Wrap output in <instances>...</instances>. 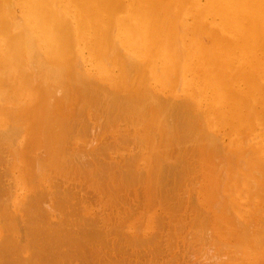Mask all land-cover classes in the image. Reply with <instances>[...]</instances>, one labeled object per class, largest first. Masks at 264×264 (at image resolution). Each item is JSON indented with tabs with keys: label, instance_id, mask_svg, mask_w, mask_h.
<instances>
[{
	"label": "bare ground",
	"instance_id": "6f19581e",
	"mask_svg": "<svg viewBox=\"0 0 264 264\" xmlns=\"http://www.w3.org/2000/svg\"><path fill=\"white\" fill-rule=\"evenodd\" d=\"M45 59L53 62L50 67ZM76 59L79 60L76 62L78 68L85 69V66L89 65L91 69L75 71ZM39 60L43 64L39 65L37 62ZM36 67L46 68L42 75L50 79L51 86H44L41 90L37 84L39 70H35ZM92 78L98 79L99 82L92 81ZM71 83L74 87L68 89L67 85L71 86ZM180 83L186 86L182 87ZM67 91L74 92L75 100H67L69 103L63 104L61 102L63 93ZM159 91H166L174 98L183 95L184 99L177 102L169 96L163 97ZM80 96L88 97L90 100L84 103L80 99L78 110L75 106L74 113V110L73 112L71 110L72 106ZM180 102L185 108L181 109L179 105L180 110H177L176 103ZM175 105L177 111L174 113ZM188 108H191V112L198 109L196 110L198 116L194 112L196 115L193 120L191 117L188 120ZM90 109L95 110L91 113ZM84 110L87 111L84 112L87 121L71 123L76 115L83 114ZM262 114H264V0H0V141L3 142L0 144L7 143L8 149L10 148L5 157L7 159L0 158V162L4 163V166H0V264H64L56 258L70 253L71 248L68 244L71 243L72 236L75 233L80 235L93 232L88 227H93L98 222L99 232L113 231L134 242H143L149 238L151 240L153 234L149 231L152 235L148 236L146 231L155 226L154 220L148 224L146 222V230L141 227V232L137 233L136 229L129 230L131 227L126 224L120 225L118 221L123 220L119 213L113 209L109 211L106 205L105 208L101 207L104 209H100L98 214L89 211L92 216H85L83 213L75 220L78 212L72 200L75 198L77 187H82L81 182L85 181L79 175H84V178L87 176V183L90 184L89 181L91 184L94 183L93 187L96 186L97 191L106 190L109 196L103 195V200L102 193H98L100 198L97 200L98 205L100 200L101 203L104 200L107 203L109 197L111 200H108L109 208H115L113 202L120 201L119 192L125 187L138 186L137 184L144 183V180L148 182L156 174L155 180L158 181H155L156 188L161 189L168 184L169 176H172L174 181L184 169L190 168L186 162L187 158L182 155L173 160L171 150L173 146L171 149H167V146L166 150L159 153L160 156H155L148 162L145 160L144 164L141 162L142 154L132 153L128 148V152L124 151L127 150L123 146L125 143L132 144L137 137H142L144 148L149 149L153 147L155 140L151 136L152 132L159 133L163 141V138L169 139L170 133L175 130L183 132L178 139L179 143H183L186 138L194 137L192 131L198 126L199 128L205 126L207 132L217 127L225 130L228 128L231 135L236 134L240 137L246 135V138L257 131L256 123L259 120L263 122ZM200 117H203V120ZM194 123H198V126ZM94 124L102 128V133L92 135L93 137L97 135L96 142L99 143H95L96 146L92 142L95 137H92L93 139L90 137V141L88 139L89 143L96 147L91 151L86 148L89 147V143L84 146L85 142L79 144L78 141L82 138L85 141L86 137L91 136ZM201 133L203 132H200V135ZM263 135L260 134L262 140L261 138L258 141L253 140L250 145L252 152L249 153L250 156L248 155L250 163L249 161L247 163L251 167L248 168L246 176L250 177L252 182H258L264 189ZM211 136L212 139L213 137L219 139L218 135ZM161 139L158 140L160 144ZM162 148L164 149L163 146ZM168 160L172 162H167ZM256 172H262V175ZM75 180L78 182L75 183ZM253 183L255 185V182ZM188 184L186 181L181 183L184 192L180 191L184 196L190 191L191 193L195 191L196 197L198 190L186 189ZM147 185L145 186L148 187ZM185 199L191 200H187L186 196ZM262 202L263 200L255 203L256 210L252 214L249 213L255 218L256 223L263 213ZM164 209L162 208V214L165 216L168 209ZM188 210L191 211V208ZM178 212L177 214L180 213ZM183 212L181 209V216ZM186 212L187 209L184 212L185 216ZM171 214H174L173 210ZM171 216L169 220L172 225ZM181 216L179 217L182 219H179L182 221L184 217ZM176 219L178 220V217ZM169 220L166 219L167 222ZM170 221L167 225H170ZM248 222L249 225L254 223L252 220ZM175 223L176 220L173 224ZM220 223H216L217 226ZM168 227L167 229L170 228ZM247 227L251 229L252 226ZM207 228L210 227L207 225ZM213 228H210L211 231ZM167 229L166 227L163 229L166 235L163 230L159 235L161 237L163 234L162 237H167L163 239L170 241ZM178 229L177 233L180 232ZM250 229L248 231H252ZM175 234H172L174 238L177 237ZM255 234L252 233L254 238ZM244 238L246 241V236ZM168 241L163 242L167 244ZM245 241L242 243H246ZM249 243L254 251L255 247H252L254 245L251 241ZM128 245H125V248ZM220 245L223 249L227 244ZM245 245L243 246L248 248ZM167 248L169 249L168 246ZM228 248L229 245L226 249ZM230 250L224 248L223 251L227 252L222 254L223 258H226L225 261L222 260L223 264L224 262L230 264L235 260V255L240 253L238 250H231V254L235 255L229 256ZM202 253L204 255L200 257L207 255L203 251ZM150 254L152 255L151 252ZM116 255L113 253L110 256ZM177 255L174 257L170 255L169 258L172 257L170 260L164 257L160 264L163 262L182 264L179 261L181 255L179 258ZM195 255L190 254V258ZM232 256L234 259L232 258L230 262ZM205 260L184 262L211 263ZM151 261L152 259L148 260ZM154 261L146 264H153ZM239 261L241 264L243 260Z\"/></svg>",
	"mask_w": 264,
	"mask_h": 264
},
{
	"label": "rangeland",
	"instance_id": "374dc122",
	"mask_svg": "<svg viewBox=\"0 0 264 264\" xmlns=\"http://www.w3.org/2000/svg\"><path fill=\"white\" fill-rule=\"evenodd\" d=\"M46 60V59H45ZM45 60H44V64H49L48 66L50 67V64H52L53 62H50L48 60H46V63H45ZM78 59L74 60L75 61V71H87L85 69H91V66L87 65L85 66V69L83 68H78L76 66V62H77ZM41 60L37 61L39 62V65L43 62L40 63ZM43 61V60H42ZM79 61V60H78ZM45 65H43L44 67ZM34 68L35 70L38 69L39 72H38V79H37V84L41 87V90L44 86H51V82H50V79H46L42 74L44 73V69L46 70V68ZM47 67V65L45 66ZM34 70V71H35ZM42 79H40V78ZM43 80V81H42ZM46 80V81H45ZM92 81H98V79L96 78H92L91 79ZM41 81V82H39ZM99 82V81H98ZM42 83V84H40ZM46 84V85H43V84ZM68 82H65V84H67ZM64 84V85H65ZM180 86L184 87L186 86V84L184 83H180ZM63 87V85H62ZM68 89H71L74 87V84L71 83V86L70 85H67ZM54 89V87H52ZM64 91H65V88L63 87ZM157 90H159V88H157ZM160 94L163 95V97H167L169 96L171 99L179 102L181 101L182 99H184L183 95H180V96H172L171 94H169L168 92L166 91H159ZM164 92V93H162ZM182 93H184L183 91H181ZM73 93L74 92H64L63 94V98L61 100V102H67L69 103L67 100H75L74 99V96H73ZM58 94H60L58 92ZM72 95V96H70ZM161 96V95H160ZM168 97V98H169ZM87 98V99H86ZM80 99H82L84 101V103L88 102L90 99L88 97H85L83 96V98L80 96V98H77V101L75 102V104L72 106V112L74 110V113H75V106H76V109L78 110V101H80ZM89 99V100H88ZM66 100V101H65ZM94 100V99H93ZM92 100V101H93ZM64 104V103H63ZM13 106L14 103H12ZM177 105V110H180V106H181V109L185 108L183 107L182 103H176ZM176 105H175V109H173L174 113L177 111L176 110ZM180 105V106H179ZM183 107V108H182ZM190 109V110H189ZM95 109H90L89 111L92 113ZM194 111L191 112V108H188V120L190 119L191 117V120H193L192 118L195 117V113H197V116H198V109H193ZM87 111L84 110L83 111V114H80V115H76V117L74 118V121H71V123L73 122H77V123H80L79 121L82 120L83 121H87V115H85L86 113H84ZM191 114H190V113ZM195 112V113H194ZM194 114V116H193ZM66 116H67V113H66ZM79 116V117H78ZM83 117V118H82ZM262 117H263V122L262 121H257L256 123V126L255 127V130L257 128V131L253 133V135L249 136L247 135V137L245 138L246 135L244 136H239V135H231L230 133V130L227 128L226 130L225 129H222V127H217V128H213L211 130H209L207 132V130L204 128L205 126L203 127H200L198 126V123H194V125H197L198 128L195 129L194 127V130L192 131L193 132V138H186L185 142L183 143H179L178 142V139L183 135V132L182 131H178V130H175L173 132L170 133L171 136H169V139H165L163 138V141L160 137V134L157 133V132H152L151 136L155 138L154 140V145L153 143H151L153 145V147H150L149 149H145L144 146V141L142 140V137H137L138 139H135L132 144H128V143H125L123 146L126 147V149H131L132 150V153H139L141 155V157L143 158L142 159V163L146 160L147 162L150 161L152 158H155V156H160L159 153L166 150L165 148L168 146L167 149H171L172 146H173V160L176 159L177 156L179 155H182L185 159H186V162L187 164L190 166V168L188 169H184L182 171V173L180 174V176H177L175 177L174 181H173V177L172 176H169L168 177V184L163 187V188H156L157 187V180H155V175L154 174L152 177H151V180H149L148 182H146V180H144V183H139L137 184L138 186L134 185V186H127L125 187V189L121 192H119V195H120V201L118 203H114V207H111L109 208L110 205L109 204V197L107 199V203L105 202V200L101 203V200L99 201L100 204L104 205V206H101L100 204L98 205V201L100 198L98 197V193L101 192L102 193V197L101 199L103 200L104 199V196L107 197L109 196L106 192V190H102V189H99L98 191L96 190V184L94 185L95 187H93V184H91V181H89L90 184H88V177L85 176L84 178V175H79L81 179H85V181L81 182L82 183V187H77L76 189V193H75V201L72 200V202L75 204V210L76 212H78V214L75 215V220L78 218L77 216H82L83 213L85 216H92V213H90L89 211L93 212V214H98V212L100 211V209H104L106 206L107 208L109 209V211L111 209H113L115 212H118L119 213V216H121L122 220L123 221H118V223L121 225V224H126L128 227H131V229L129 230H132V231H135L136 229V232L139 233V231L141 232V227L143 228V230L145 231V227L147 226V224L150 222V221H153L154 222V225L152 229H148L146 232L148 233V236H151L153 234V236L151 237V240L150 238L147 239L146 241L143 240V242H134V241H128L126 239L123 238V236H121L120 233H116V232H113V231H108L107 233L105 232H99L100 229V222H98L96 225H94L93 227H88V229H91L93 232H89V233H86V234H80V235H76V233L74 234V236H72L71 238V243L68 244L70 245L69 247L71 248L70 250V253L67 255V256H60V257H57L56 260L57 261H60L64 264H146V263H152L153 260L155 261H160L159 263H154L153 264H160L161 263V260L165 257V259L168 257L167 260H170L172 259L169 258L170 255L174 257V255L176 256L177 254H179V256L177 255V257L179 258L180 255V259L179 261L182 262V264H185V262L189 261V260H199L200 259H203L205 260V257H206V260L205 261H211L210 264H221L226 258H223L222 254L227 252L228 249L232 250H238V252L242 251V248H244L240 255L238 254H231V250L229 251L230 254L229 256L231 255H235V260H233V256L230 258V262L233 260L234 263H240L239 260H243L241 264H264V189L262 188V186L256 182V181H253L255 182V185L254 183L252 182V179L250 177H247V170L249 167H251L250 165L248 166V161L250 163V157H248V155L250 156L249 153H251V149H250V145L252 142L254 141H258L259 138H261L260 140H262V137H260V134H264V114H262ZM86 118V119H85ZM202 120H203V117H200ZM190 120V121H191ZM201 120V121H202ZM18 126V125H17ZM99 130L98 132H96V130ZM99 128V129H97ZM6 129V128H4ZM199 129V131H198ZM203 130V131H202ZM225 130V131H224ZM205 131V133H204ZM93 132V133H92ZM177 132V133H176ZM200 132H203L201 133L200 135ZM96 133L99 135L102 133V128L97 124H94L92 129H91V136L89 135L88 137L89 138H85V141L84 139H80L78 141L81 142L83 144V142H85V144H83L84 146L89 143L90 141V137L92 138L93 134ZM199 133V135H198ZM260 133V134H259ZM158 134V135H157ZM95 135V134H94ZM197 135V137H195ZM211 135H215L219 137V139L217 140V138L213 137V139L211 138L212 136ZM210 136V137H208ZM95 137V140L92 141L94 143V145L96 146L99 142H96L97 141V135L94 136ZM93 137V138H94ZM135 137V138H136ZM205 138L202 142V139ZM264 137V135H263ZM92 138V139H93ZM153 138V139H154ZM197 138V139H196ZM238 138V139H237ZM253 138V139H252ZM89 139V141H88ZM141 139V140H140ZM161 139V144L160 142H158V140ZM212 139V140H211ZM237 139V140H236ZM172 140V141H171ZM250 140V141H248ZM252 140V141H251ZM254 140V141H253ZM88 141V142H87ZM112 141V140H110ZM208 141V142H206ZM2 142V141H0ZM109 142V141H108ZM158 142V143H156ZM169 143L167 145V143ZM171 142H172V145H171ZM177 142V143H176ZM189 142V143H188ZM3 143V142H2ZM1 143V144H2ZM87 143V144H86ZM97 143V144H95ZM156 143V144H155ZM200 143H201V146H200ZM222 143V144H221ZM264 143V142H262ZM0 146H2V148L5 150H2V148H0V158L2 157L3 160L7 159L5 157H7V154L9 153V149H8V144L5 143V144H2ZM80 144V143H79ZM175 145V149H174V145ZM178 146H177V145ZM205 144V146H204ZM209 144H211L209 146ZM234 144V145H233ZM4 145V146H3ZM93 144H90L89 143V147H86L87 150H91L93 151L92 149H94V146ZM157 145V146H156ZM258 145V144H257ZM136 146V147H135ZM160 146V147H159ZM162 146L164 147V149L162 148ZM171 146V147H170ZM209 146V147H207ZM159 147V148H158ZM213 147V148H212ZM14 149V147H12ZM89 148V149H88ZM96 148V147H95ZM161 148V149H160ZM178 148V149H177ZM212 151H211V149ZM128 149L127 150H124L125 152H128ZM152 149V150H151ZM182 149V150H181ZM203 149V150H202ZM207 149H210L207 150ZM157 150V151H156ZM160 150V151H159ZM200 150V151H198ZM239 150V152L237 151ZM124 152V153H125ZM130 152V151H129ZM180 152V153H179ZM181 152H183L181 154ZM206 152V153H205ZM213 152V153H212ZM248 152V153H247ZM155 153V154H154ZM178 153V154H177ZM187 154H189L187 156ZM200 154V155H199ZM212 154H213V157H212ZM218 154V155H217ZM247 154V155H245ZM175 155V156H174ZM215 155V156H214ZM223 155V156H222ZM186 156V157H185ZM166 157V156H165ZM164 157V158H165ZM192 160L191 162H189L190 160ZM231 160V162H230ZM167 162H172V160H168ZM235 162V163H234ZM243 162V163H241ZM252 163V162H251ZM145 164V162H144ZM199 164L201 166H199ZM203 164V165H202ZM192 165V166H191ZM0 166H4V163H1L0 162ZM151 166L154 167V165L152 164ZM200 167V169H199ZM198 169V171L196 172V170ZM200 171V172H199ZM199 172V173H198ZM258 175H262L264 174V172H256ZM262 173V174H261ZM191 177H189V175ZM182 175V176H181ZM83 176V177H82ZM157 177V176H156ZM186 177V178H184ZM201 177V178H200ZM154 179V180H153ZM183 179V180H182ZM87 180V181H86ZM118 180V179H117ZM196 182H195V181ZM77 180H75V183H76ZM157 181V182H155ZM186 181V184L189 182V184L191 185H187L186 189H194L196 188L198 190L199 193L196 194V197H195V191L193 193H191V191L188 193V195H185L187 200L191 199L190 201H185V196H184V191L182 190L183 185L181 186V183H185ZM191 181V182H190ZM78 182V181H77ZM86 182V183H85ZM146 182V184H145ZM154 182V183H153ZM176 182H177V185H176ZM85 183V184H83ZM148 184V185H147ZM152 184H155L154 186H152ZM162 182H161V186H162ZM197 184V185H196ZM85 185V186H84ZM88 185V186H86ZM145 185H147L148 187H146ZM160 185V183H159ZM84 186V187H83ZM192 186V187H191ZM133 187H135L133 189ZM140 187V188H139ZM155 187V189L153 188ZM190 187V188H189ZM206 187V188H205ZM255 187V188H254ZM92 188V189H91ZM253 188V189H252ZM259 188H260V191H259ZM262 188V189H261ZM91 189V190H90ZM95 189V190H94ZM133 192V190H135ZM152 189V190H151ZM175 190V191H174ZM183 192H181V191ZM262 190V191H261ZM81 191H83L81 193ZM156 191V193H155ZM176 191H178V193H176ZM155 194H154V193ZM128 195H127V194ZM152 193V194H151ZM171 193V194H170ZM181 193V194H180ZM263 193V195H262ZM79 194L81 196H79ZM86 194V196L84 195ZM148 194V195H147ZM186 194V193H185ZM191 194V195H190ZM104 195V196H103ZM148 197H147V196ZM172 195V196H171ZM178 195V196H177ZM181 195V196H179ZM198 195V196H197ZM241 195V196H240ZM255 195V197H254ZM129 196V197H128ZM146 196V197H145ZM157 196V197H156ZM189 196V197H188ZM261 196H263L261 198ZM176 197V198H175ZM132 198V200H131ZM165 198V199H164ZM182 198V199H180ZM196 198V199H195ZM235 198V199H234ZM146 199V201H145ZM176 199V200H175ZM178 199V200H177ZM185 199V200H184ZM231 199L233 201H231ZM97 202H96V201ZM159 201H162L161 203ZM169 200L170 203H169ZM196 200V201H195ZM262 201V208H263V213H261V216H260V220H259V225H257L258 223H256L255 221V218L252 217L250 214H252L256 209V207H254L255 203L259 202V201ZM84 201V202H83ZM91 201V202H90ZM111 201V200H110ZM165 201V203H163ZM167 201V202H166ZM174 201V202H173ZM190 205V206H187V204L185 202ZM92 204H90V203ZM96 202V203H95ZM183 202V203H182ZM89 203V204H87ZM95 203V204H94ZM106 203V204H105ZM122 203V204H121ZM172 203V205H170ZM190 203V204H189ZM112 204V203H110ZM167 204V205H165ZM186 204V205H185ZM232 204V206H231ZM252 206H251V205ZM86 205V206H85ZM106 205V206H105ZM126 205V206H125ZM163 205H165L164 207H162ZM182 205V206H181ZM237 205V207H236ZM243 205V207H242ZM89 206V207H87ZM97 206V207H96ZM185 208H184V207ZM215 206V207H214ZM100 207V208H99ZM101 207H104V208H101ZM176 207V208H175ZM187 207V208H186ZM86 208V209H85ZM128 208V209H127ZM162 208H166L164 210H166V212L169 214L170 212V216L171 215H179L181 213V209L182 211H186L187 209V212H186V216H185V213L183 212L182 213V216L181 214L179 216L181 217H184L183 220L181 221L179 216H171V219H172V222L174 223L175 220H176V223L171 225V221L169 220L170 219V216L169 219L167 218V215L166 212H165V216L162 211ZM184 208V209H183ZM188 208H191V211L188 210ZM99 209V210H98ZM239 209V210H238ZM249 209H250V212H249ZM171 210V211H170ZM172 210L174 212V214H171L172 213ZM179 210V212H178ZM85 211V212H84ZM96 211V212H95ZM169 211V212H168ZM212 214H211V212ZM240 211V212H239ZM177 212L179 214H177ZM248 212V213H247ZM90 213L89 215H86ZM191 213V214H190ZM241 213V215H240ZM247 213V214H246ZM154 214V215H153ZM161 216H160V215ZM184 214V215H183ZM189 214V215H188ZM193 214V215H192ZM211 214V215H210ZM263 214V215H262ZM213 215H214V219H213ZM155 216V217H154ZM156 216H158V220L156 219ZM164 216V217H163ZM212 216V218H211ZM245 216V217H244ZM143 217V218H142ZM173 217V218H172ZM175 217V219H174ZM176 217H178V220L176 219ZM188 217V218H187ZM195 217V218H194ZM217 217L219 219H217ZM180 218V219H179ZM235 218V219H234ZM247 218V219H245ZM156 219V221H155ZM164 221H163V220ZM169 220L170 221V225H167V223L169 224V221L167 222L166 221ZM209 219V220H208ZM213 219V220H212ZM217 219V220H216ZM145 220V221H144ZM193 220V222H192ZM214 222V225L212 221ZM222 220V223H220ZM246 220V221H245ZM249 220H252L253 222H251V224L253 223V225H249L250 222H248ZM182 222V223H179ZM184 221V222H183ZM220 221V222H218ZM226 221V222H225ZM235 221V222H234ZM237 221V222H236ZM240 221V222H239ZM147 222V224H146ZM161 222V223H160ZM164 222V223H163ZM190 224H189V223ZM211 222V223H210ZM261 222V223H260ZM83 223V222H82ZM81 223V224H82ZM210 223V224H209ZM216 223H220L219 226H217ZM256 223V224H255ZM263 223V224H262ZM144 224V225H143ZM163 224V225H161ZM181 224V225H180ZM202 224V225H201ZM213 224V226H211ZM175 225V226H174ZM198 227H197V226ZM201 225V226H200ZM207 225L208 227H214L215 226V229L213 228V232L211 231V229L207 228ZM232 225V226H231ZM256 227H255V226ZM171 228H169V227ZM186 226V227H184ZM243 226L245 228H243ZM247 226H252L251 229L249 227L250 230L252 231H248V227ZM260 226V227H259ZM110 227V226H109ZM158 227V229H157ZM167 229V227L170 229H167V235L169 234L168 237H170V241L168 240H165L163 238L165 237H162L164 236L163 234H161V237H160V232L163 233L164 230L163 229ZM197 227V228H196ZM256 229V231L254 232L253 230H255L254 228ZM259 227V228H257ZM263 227V228H262ZM102 228V227H101ZM163 228V229H162ZM179 228V229H178ZM184 228V229H183ZM193 231H192V229ZM200 228V229H199ZM203 228V229H202ZM218 228V229H217ZM157 229V230H156ZM177 229L180 231L177 233ZM196 229V230H195ZM208 229V230H207ZM226 229V231H225ZM241 229H244V230H241ZM246 229V231H245ZM260 229V230H259ZM161 230V231H160ZM163 230V232H162ZM168 230L174 235L175 233V237L169 232L168 233ZM202 230V231H201ZM152 233H150V232ZM191 231V232H190ZM208 231H209V234H208ZM228 231V232H227ZM246 234H244L245 232ZM259 233H258V232ZM174 232V233H173ZM198 232V233H197ZM253 235L255 234V238L252 236V233ZM134 233V232H133ZM136 233V234H137ZM190 233V235H189ZM195 233V234H194ZM197 233V234H196ZM215 233V234H214ZM226 233V234H225ZM229 233V234H227ZM242 233V234H241ZM116 234L118 237L116 238V236L114 235ZM135 234V233H134ZM164 234L166 235V232H164ZM172 236H171V235ZM178 234H180L178 236ZM199 234V236H198ZM210 234H213L214 236H210ZM241 234V235H240ZM249 234H251L249 236ZM73 235V234H72ZM110 235H113V241L111 240V236ZM158 236V237H157ZM182 236V237H181ZM198 236V237H196ZM201 236V237H200ZM209 236V238H207ZM225 236V237H224ZM227 236V237H226ZM241 236V238H240ZM246 236V241H245V237ZM258 236V237H257ZM87 237V238H86ZM110 237V238H109ZM155 237V238H154ZM187 237V238H186ZM211 237H214V238H211ZM250 237H252V239H250ZM103 238V239H102ZM157 238V239H156ZM159 238H162L163 240L159 239ZM167 238V237H166ZM254 238V239H253ZM102 239V240H101ZM108 239V241H107ZM156 239V240H155ZM159 239V241H158ZM172 239V240H171ZM205 239V240H203ZM213 239V240H212ZM214 239L215 240V243H214ZM250 239V240H249ZM256 239V240H255ZM115 240V241H114ZM210 240V241H209ZM218 240V242H217ZM228 242H227V241ZM239 242H237V241ZM241 240V241H240ZM111 243H110V242ZM156 241V242H155ZM163 241H168L170 242L169 245L168 242L167 244ZM176 241V242H175ZM213 241V243L211 242ZM223 241V242H222ZM242 241H245L246 244L245 246H248L247 247H244ZM249 241H251V244L254 245L252 247H255L254 248V251H253V248H251V245L249 243ZM120 244H119V243ZM123 242V243H122ZM130 242V243H129ZM148 245H147V243ZM198 242V243H197ZM223 243V245H226L224 246L225 250L227 251H223L224 248L222 249V246L220 245L221 243ZM226 242V243H225ZM234 242V243H232ZM237 242V243H236ZM113 243V244H112ZM126 243V244H124ZM153 243V244H152ZM186 243V244H185ZM232 243V244H231ZM249 243V244H248ZM254 243V244H253ZM124 244V245H123ZM129 244V245H128ZM141 244V245H140ZM149 244L151 247H149ZM155 244V245H154ZM156 244H158L156 246ZM186 246H185V245ZM217 244V245H216ZM243 244V245H242ZM101 245V246H100ZM113 245V246H112ZM125 245H128L126 246L127 248H125ZM143 245V246H142ZM166 245V246H165ZM176 245V246H174ZM178 245V246H177ZM207 245V246H206ZM211 245V246H210ZM229 245V248L226 249V247ZM111 246V248H110ZM120 246V247H119ZM137 247V248H134V247ZM142 246V247H141ZM156 246V248H155ZM167 246L169 247V250L167 248ZM181 246V247H180ZM213 246V247H212ZM218 246V247H217ZM221 246V247H220ZM259 246V247H258ZM100 247V248H99ZM107 247V248H106ZM119 247V248H118ZM144 247V249H143ZM163 247V248H162ZM165 247V248H164ZM183 247V248H182ZM193 249H192V248ZM215 247V248H214ZM231 247V248H230ZM124 248V249H123ZM132 248V249H131ZM148 248V249H147ZM152 248V249H151ZM177 248V249H176ZM179 248V249H178ZM201 250H200V249ZM82 249V250H81ZM103 249V250H102ZM122 249V251L120 252V250ZM131 249V250H130ZM139 249V250H138ZM147 249V251H146ZM150 249V250H149ZM159 249V250H158ZM164 249V250H163ZM172 249L174 250L172 252ZM192 249V250H191ZM196 249V250H195ZM217 249V250H216ZM219 249H222V250H219ZM241 249V250H240ZM251 249V250H249ZM158 250V251H157ZM166 250V251H165ZM189 252H187V251ZM191 250V251H190ZM209 250V251H208ZM213 250V251H212ZM219 250V251H218ZM232 250V251H233ZM82 251V252H81ZM119 251V253H117ZM130 251V252H129ZM133 251V252H132ZM156 253H154V252ZM165 251V252H164ZM180 251V252H179ZM193 252H196L198 253V255L196 253H192ZM202 251L204 253H206L207 255H205L204 257L200 255H204L202 253ZM208 251V252H206ZM218 251V252H217ZM252 251V252H250ZM111 252V253H109ZM116 255V257L114 256H110V255ZM139 252L142 254H139ZM150 252L152 253V255L150 254ZM177 254H176V253ZM185 252V253H184ZM191 252V253H190ZM236 252V251H235ZM237 252V253H238ZM107 253V254H106ZM123 253V254H122ZM147 253H149L148 255H146ZM154 253V254H153ZM163 257H162V255ZM165 253V254H164ZM174 253V254H173ZM183 253V254H182ZM188 253V254H187ZM191 255H195L192 259L190 258V254ZM220 253V254H218ZM245 253V254H243ZM257 253V254H256ZM119 254V255H118ZM156 254V256H154ZM159 254V255H158ZM186 254V255H184ZM218 254V255H217ZM252 254V255H251ZM124 255V256H123ZM136 255V257H135ZM140 255V256H139ZM150 255L152 257H150ZM169 255V256H168ZM184 255V257H183ZM188 255V256H187ZM221 255V256H220ZM245 255V256H244ZM123 256V257H122ZM146 256V257H145ZM186 256V257H185ZM217 256V257H216ZM256 256V258L254 257ZM62 257V258H61ZM129 257V258H128ZM152 259L151 262H148V260H151L150 258ZM156 257V258H155ZM161 257V259H160ZM197 257L199 259H197ZM207 257H209V259H207ZM211 257V258H210ZM219 257V258H218ZM244 257V258H243ZM61 258V259H60ZM67 258V259H66ZM72 258V259H71ZM89 258V259H88ZM123 258V259H122ZM132 258V259H131ZM145 258V259H144ZM149 258V259H147ZM183 258V259H182ZM233 258V259H232ZM243 258V259H242ZM246 258V259H245ZM138 261H136V260ZM144 259V260H143ZM160 259V260H159ZM229 259V258H228ZM232 259V260H231ZM237 259V262H235ZM146 260V261H145ZM219 260V262H218ZM245 260V262H244ZM71 261V263H69ZM76 261V262H74ZM136 261V262H135ZM141 261V262H140ZM145 261V263H144ZM185 261V262H184ZM192 261H189L190 263ZM202 261V260H201ZM229 261V260H228ZM233 261L230 263L232 264ZM239 261V262H238ZM138 262V263H137ZM163 262V261H162ZM218 262V263H216ZM164 263V262H163ZM162 263V264H163ZM233 263V264H234ZM46 264V263H45ZM189 264V263H188ZM208 264V263H207ZM223 264V263H222ZM225 264V262H224Z\"/></svg>",
	"mask_w": 264,
	"mask_h": 264
}]
</instances>
